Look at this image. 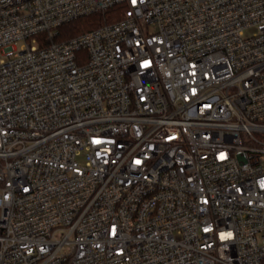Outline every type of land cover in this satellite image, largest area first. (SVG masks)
<instances>
[{"label":"built area","instance_id":"built-area-1","mask_svg":"<svg viewBox=\"0 0 264 264\" xmlns=\"http://www.w3.org/2000/svg\"><path fill=\"white\" fill-rule=\"evenodd\" d=\"M0 53V264H264V0H0Z\"/></svg>","mask_w":264,"mask_h":264},{"label":"trees","instance_id":"trees-1","mask_svg":"<svg viewBox=\"0 0 264 264\" xmlns=\"http://www.w3.org/2000/svg\"><path fill=\"white\" fill-rule=\"evenodd\" d=\"M126 6L124 3L113 5L105 10L80 15L57 28L55 40H64L79 35L98 26L116 22L123 16Z\"/></svg>","mask_w":264,"mask_h":264},{"label":"rangeland","instance_id":"rangeland-1","mask_svg":"<svg viewBox=\"0 0 264 264\" xmlns=\"http://www.w3.org/2000/svg\"><path fill=\"white\" fill-rule=\"evenodd\" d=\"M246 33H251V30H248V31H246ZM7 59L8 57L7 56H4V55H2L1 53H0V59Z\"/></svg>","mask_w":264,"mask_h":264},{"label":"snow or ice","instance_id":"snow-or-ice-1","mask_svg":"<svg viewBox=\"0 0 264 264\" xmlns=\"http://www.w3.org/2000/svg\"><path fill=\"white\" fill-rule=\"evenodd\" d=\"M133 2L135 3V0H133ZM137 163H139V161H137Z\"/></svg>","mask_w":264,"mask_h":264}]
</instances>
